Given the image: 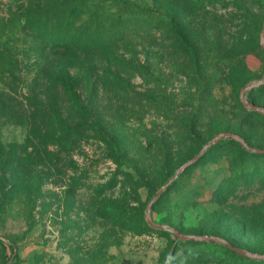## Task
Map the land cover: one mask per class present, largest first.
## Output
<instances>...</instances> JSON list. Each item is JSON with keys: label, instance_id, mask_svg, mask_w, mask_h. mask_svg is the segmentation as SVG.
I'll return each instance as SVG.
<instances>
[{"label": "rangeland", "instance_id": "obj_1", "mask_svg": "<svg viewBox=\"0 0 264 264\" xmlns=\"http://www.w3.org/2000/svg\"><path fill=\"white\" fill-rule=\"evenodd\" d=\"M65 1L0 0V264H264L174 233L264 254V0Z\"/></svg>", "mask_w": 264, "mask_h": 264}, {"label": "trees", "instance_id": "obj_2", "mask_svg": "<svg viewBox=\"0 0 264 264\" xmlns=\"http://www.w3.org/2000/svg\"><path fill=\"white\" fill-rule=\"evenodd\" d=\"M66 1H70V0H66ZM66 1L64 2V4L60 5H56L51 7L47 13L49 14V18L47 19V21L49 23H52V21H57V20H61V24L59 23H55V26L59 27V28H63V33L66 34L67 30L71 28L72 31H74L73 35H68V33L66 35H64L65 39H63L64 41L61 42L62 47H64V53H73L72 57L74 58V52L72 50L74 49H78V47H76V43H80V46H83L85 44V41L83 40L85 37L84 35H88L90 37H92V31H91V23H88V20H86L85 22L82 23V25H80L78 28L75 27V20H78L81 18V16L83 15V11H80V5L79 6H74L71 3H66ZM75 3H80V0H75ZM87 24V25H86ZM51 25V24H50ZM86 32V34H84ZM92 41V40H91ZM1 61V59H0ZM70 77L73 78V76L70 74ZM65 89L68 92H71V94L73 95V100L82 103L81 100V93L80 91H78V88L76 87V83L70 82V83H66L65 84ZM256 104V103H255ZM257 105V104H256ZM245 141H247L245 138H243ZM248 143V141H247ZM249 144V143H248ZM250 145V144H249ZM251 146V145H250ZM246 147V146H245ZM252 147V146H251ZM252 148H258V147H252ZM249 149V148H248ZM264 149V148H263ZM252 150V149H250ZM261 154V153H260ZM226 239V238H225ZM228 240V239H227ZM229 241V240H228ZM233 243V242H231ZM225 244V243H224ZM234 244V243H233ZM227 245V244H226ZM235 245V244H234ZM228 246V245H227ZM236 246V245H235ZM229 247V246H228ZM238 247V246H237ZM230 248V247H229ZM240 248V247H239ZM231 249V248H230ZM246 249V248H245ZM232 250V249H231ZM249 250V249H248ZM252 251V250H251ZM235 252V251H234ZM254 252V251H252ZM237 253V252H236ZM255 253V252H254ZM239 254V253H238ZM258 254V253H257ZM241 255V254H240ZM243 255V254H242ZM247 257H251L248 255H245ZM251 258H257V257H251ZM257 259H262V258H257ZM264 261V259H263Z\"/></svg>", "mask_w": 264, "mask_h": 264}, {"label": "water", "instance_id": "obj_3", "mask_svg": "<svg viewBox=\"0 0 264 264\" xmlns=\"http://www.w3.org/2000/svg\"><path fill=\"white\" fill-rule=\"evenodd\" d=\"M261 42L264 45V29H263V32H262ZM262 84H264V80H261L259 83H255V84H252L250 86H247L245 88V90L243 91V94H245L249 89H253L256 86H261ZM243 102L246 103L247 105H249L252 109L257 110V111H260L261 113H264V108L262 109V108L258 107L254 102L247 101L246 99H243ZM231 136H232V134L225 133L222 136H218V137L213 138L212 140H210L208 142V144H206V146L196 156H194L192 159L186 161L183 165H181L179 167L178 171L174 174V176L172 177V179L167 184H165L158 191V193L156 194V196L154 197V199H156L159 195H161L167 189V187L178 177V175H179L178 173L180 171L184 170L185 168H187L188 166H190L192 163H194L195 161L199 160L206 153V151L208 150V148L210 146L216 144L223 137H231ZM239 141L242 142V144L245 145L247 148L252 149L253 151H255L257 153L264 154V149L263 148H252L247 143V141H245L243 138H239ZM151 204H152V202H150V204H149L150 205L149 209L152 206ZM149 223H150V225H152V226H154L156 228H166V227H168L167 225L156 224L151 218H149ZM174 233L179 237V239H182V240H189V239H198V240L201 239V240H206V241L220 240L223 243L227 244L233 251H235V252H237L239 254H243V255H248V256H251V257H257V258L264 259V254H257V253L252 252L251 250H248V249H245V248H242V247L239 248V247L235 246L233 243H231L230 241H228L227 239L221 238V237L216 236V235H211V236L210 235H204V236H188V235L179 233V232H177L175 230H174Z\"/></svg>", "mask_w": 264, "mask_h": 264}]
</instances>
